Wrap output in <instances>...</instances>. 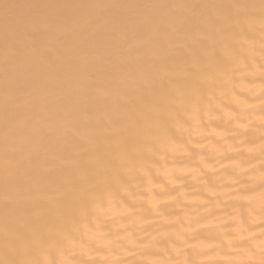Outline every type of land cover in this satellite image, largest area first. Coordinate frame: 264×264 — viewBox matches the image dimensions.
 <instances>
[{
    "label": "bare ground",
    "instance_id": "1",
    "mask_svg": "<svg viewBox=\"0 0 264 264\" xmlns=\"http://www.w3.org/2000/svg\"><path fill=\"white\" fill-rule=\"evenodd\" d=\"M0 264H264V0H0Z\"/></svg>",
    "mask_w": 264,
    "mask_h": 264
}]
</instances>
